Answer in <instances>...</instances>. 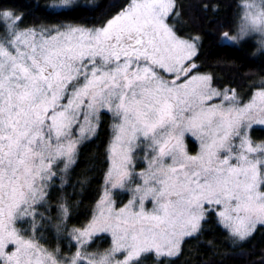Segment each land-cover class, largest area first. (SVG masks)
<instances>
[{
  "label": "snow or ice",
  "instance_id": "6c2138e0",
  "mask_svg": "<svg viewBox=\"0 0 264 264\" xmlns=\"http://www.w3.org/2000/svg\"><path fill=\"white\" fill-rule=\"evenodd\" d=\"M73 3L53 7L68 15ZM175 8L127 0L100 27L23 29L22 15L0 9V264H143L146 254L165 264L210 216L234 241L264 227V142L250 136L264 126V84L247 103L213 87L193 59L199 37L177 34ZM246 8L238 33L221 40L264 34V0ZM104 113L114 122L111 166L65 256L41 243L50 194ZM186 136L199 142L195 154ZM114 190L128 192L127 203L118 206ZM67 213L61 203L58 232ZM101 235L111 247L89 252Z\"/></svg>",
  "mask_w": 264,
  "mask_h": 264
},
{
  "label": "trees",
  "instance_id": "16d2710c",
  "mask_svg": "<svg viewBox=\"0 0 264 264\" xmlns=\"http://www.w3.org/2000/svg\"><path fill=\"white\" fill-rule=\"evenodd\" d=\"M56 1L0 0V9L22 15L21 29L59 24L92 28L100 27L127 3V0H85L71 6L70 14L61 15L64 9L54 8ZM243 1L176 0L177 15L171 19L178 35L199 37L198 55L193 58L198 72L210 74L217 86L234 90L243 101H248L264 84V50L253 37L238 43L220 39L224 32L238 33ZM251 132L255 139H264L263 127H254ZM112 135L113 119L111 114L104 113L96 134L79 145L76 161L64 176L65 183L57 181L58 187L52 189L50 212L45 213L51 223L45 221L42 232L53 248L58 244L62 250L66 248L67 231L62 225L59 235L55 228L61 225L58 218L61 203L68 210L65 224L69 229L87 223L95 214L111 166ZM187 141L190 150L196 151L194 140L188 138ZM159 259L154 254H146L143 264H158ZM163 259L165 264H260L264 261V227H258L245 241H234L227 230L216 223V218L210 216L196 238L183 243L178 254Z\"/></svg>",
  "mask_w": 264,
  "mask_h": 264
},
{
  "label": "rangeland",
  "instance_id": "374dc122",
  "mask_svg": "<svg viewBox=\"0 0 264 264\" xmlns=\"http://www.w3.org/2000/svg\"><path fill=\"white\" fill-rule=\"evenodd\" d=\"M80 2H85V0H74V3H73V5H75V4H77V3H80ZM261 2H262V0H244L243 1V3H242V15H241V19H240V25H241V23L243 22V17H244V14H245V12L246 11H248V9L246 8V4H248V3H253L254 5H255V7L258 9L259 7H260V5H261ZM61 3V0H58V1H56V2H54L53 3V5H57V4H60ZM72 5V6H73ZM57 9H61V8H57ZM239 28H240V26H239ZM230 34V33H229ZM237 34V33H236ZM236 34H230V35H236ZM262 36H264V34H261V33H259V32H250L249 33V35H247V36H245V37H242L240 40H243L244 38H247V37H253V38H255V40L257 41V43H258V45H259V48L260 49H263L264 50V48H261L260 47V40L262 39ZM2 38H4V34L2 33V32H0V39H2ZM239 40V41H240ZM224 41V40H223ZM238 41V42H239ZM224 42H227V41H224ZM238 42H236V43H238ZM200 74H205V73H200ZM210 75V74H209ZM212 77V76H211ZM212 85H213V87H215L217 90H221V91H223V90H228V89H223V88H220L219 86H217L215 83H214V81H213V78H212ZM260 90H262V89H260ZM260 90H257V91H260ZM256 91V92H257ZM255 92V93H256ZM254 93V94H255ZM237 94V93H236ZM237 97H238V99H240V100H242V98L241 97H239L238 96V94H237ZM251 99V98H250ZM249 99V100H250ZM248 100V101H249ZM243 101V100H242ZM248 101H243L244 103H247ZM114 123V122H113ZM254 127H263L264 128V126H261V125H255ZM253 127V128H254ZM98 128H99V126H98ZM98 128L96 129V131H95V133L94 134H90V138L91 137H93L95 134H96V132H97V130H98ZM252 131V130H251ZM250 136H251V139L253 140V142L254 143H256V144H259V143H262V142H264V139L263 140H258V139H255L253 136H252V132H250ZM188 138H191V139H193L194 140V142H195V144H196V151H191L190 150V148H189V144H188ZM112 140H113V135H112ZM111 143H112V141H111ZM185 144H186V146H187V148H188V150H189V153L190 154H195L198 150H199V142L198 141H196L194 138H192V137H190V136H186V138H185ZM111 146V145H110ZM79 147V146H78ZM78 150V149H77ZM111 165V164H110ZM139 165H138V170H139ZM129 197H130V194L128 193V192H124V191H120V190H114V199H115V202H116V204L118 205V206H123V204H125V203H127V201H128V199H129ZM146 207L147 208H151V203L150 202H148V203H146ZM65 222H66V219H65V217H64V219H63V227L65 228L66 227V224H65ZM38 223H39V221H38ZM57 225H55V228L57 229V227H56ZM43 229V228H42ZM66 229H67V232H66V234H65V236H66V238L64 239L65 240V245H66V248L64 249V250H62V247L60 246V244H58L57 245V247L60 249V251L65 255V256H67V255H70L72 252H74V251H76V249L75 248H70L69 247V245H70V243H71V241L68 239V232H70L71 231V229H69V228H67L66 227ZM42 231V230H41ZM58 232V231H57ZM43 233V232H42ZM60 233H61V229H60V231H59V235H60ZM60 238V237H59ZM41 243L44 245V247H46V248H49V249H54L48 242H47V238L44 236V234H43V239L41 240ZM56 247V248H57ZM111 247V239H110V237L108 236V235H101L100 237H98V238H95L93 241H92V243H91V245H90V247H89V249H88V251L89 252H103V251H105L106 249H108V248H110Z\"/></svg>",
  "mask_w": 264,
  "mask_h": 264
}]
</instances>
